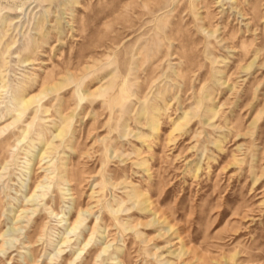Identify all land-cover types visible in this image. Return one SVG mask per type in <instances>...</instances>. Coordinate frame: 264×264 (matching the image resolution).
Here are the masks:
<instances>
[{
	"label": "rangeland",
	"instance_id": "obj_1",
	"mask_svg": "<svg viewBox=\"0 0 264 264\" xmlns=\"http://www.w3.org/2000/svg\"><path fill=\"white\" fill-rule=\"evenodd\" d=\"M0 264H264V0H0Z\"/></svg>",
	"mask_w": 264,
	"mask_h": 264
},
{
	"label": "bare ground",
	"instance_id": "obj_2",
	"mask_svg": "<svg viewBox=\"0 0 264 264\" xmlns=\"http://www.w3.org/2000/svg\"><path fill=\"white\" fill-rule=\"evenodd\" d=\"M75 225H76V224H75ZM75 225H74V226H75ZM74 226H73V227H74Z\"/></svg>",
	"mask_w": 264,
	"mask_h": 264
}]
</instances>
